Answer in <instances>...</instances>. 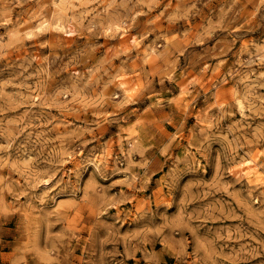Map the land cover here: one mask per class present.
<instances>
[{"label": "rangeland", "instance_id": "1", "mask_svg": "<svg viewBox=\"0 0 264 264\" xmlns=\"http://www.w3.org/2000/svg\"><path fill=\"white\" fill-rule=\"evenodd\" d=\"M65 1L0 0V264H264V0Z\"/></svg>", "mask_w": 264, "mask_h": 264}, {"label": "bare ground", "instance_id": "2", "mask_svg": "<svg viewBox=\"0 0 264 264\" xmlns=\"http://www.w3.org/2000/svg\"><path fill=\"white\" fill-rule=\"evenodd\" d=\"M64 2H66L65 0H64ZM119 29V28H118ZM127 29V28H126ZM126 29H122V31L119 33V35H120V38H121V41H120V44L121 45H123V46H125V47H128V43L130 42V36H128V31L126 30ZM120 31V30H119ZM133 41V40H132ZM135 41V40H134ZM119 85H120V88H121V90L123 91V94H125V95H128V93H129V88L126 86V82L125 81H121L120 83H119ZM231 89H233V88H231ZM230 89V90H231ZM235 89V88H234ZM233 89V90H234ZM219 92V91H218ZM239 93V92H238ZM231 94V93H230ZM217 95L218 94H216V97H217ZM231 96H233V95H231ZM217 98H219V97H217ZM235 98V97H234ZM239 99V98H238ZM240 100V99H239ZM236 101H237V99H236ZM241 101V100H240ZM239 102V101H238ZM222 103V102H221ZM97 157V156H96ZM97 162H101V159L98 157V159H97V161L94 163L96 166L98 165V163ZM264 174V173H263ZM247 177L249 178V181L252 183V182H254V183H260V184H264V178L262 177V175H261V172L259 171V165H255L249 172H248V174H247ZM256 184V185H257ZM254 184H252V186H253ZM264 187V186H263Z\"/></svg>", "mask_w": 264, "mask_h": 264}]
</instances>
